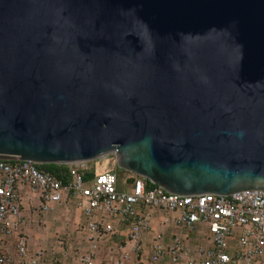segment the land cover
Segmentation results:
<instances>
[{
  "label": "water",
  "instance_id": "water-1",
  "mask_svg": "<svg viewBox=\"0 0 264 264\" xmlns=\"http://www.w3.org/2000/svg\"><path fill=\"white\" fill-rule=\"evenodd\" d=\"M108 155L179 198L264 192V0H0V161Z\"/></svg>",
  "mask_w": 264,
  "mask_h": 264
},
{
  "label": "built area",
  "instance_id": "built-area-1",
  "mask_svg": "<svg viewBox=\"0 0 264 264\" xmlns=\"http://www.w3.org/2000/svg\"><path fill=\"white\" fill-rule=\"evenodd\" d=\"M87 164L72 165L73 178L65 182L31 161H0V264H47L48 251L31 250L24 231L25 186L39 196L41 213L61 204L82 212L81 232L93 245L79 257L80 264H95L99 242L119 234L114 223L127 228L130 251L121 246L112 264L142 257L155 214L163 216L165 230L152 235L151 264H264V192L179 198L159 187L148 189L147 180L134 174L121 181L117 171L98 172ZM88 174L94 176L86 181ZM194 233L202 243L191 249L188 241Z\"/></svg>",
  "mask_w": 264,
  "mask_h": 264
},
{
  "label": "rangeland",
  "instance_id": "rangeland-1",
  "mask_svg": "<svg viewBox=\"0 0 264 264\" xmlns=\"http://www.w3.org/2000/svg\"><path fill=\"white\" fill-rule=\"evenodd\" d=\"M87 166L92 169L102 172L104 170H117L115 155H108L98 159L95 162L88 163ZM129 173H121V181L130 176ZM121 190H125V185L121 183ZM53 214V213H51ZM47 215H50L49 213ZM30 219L25 218L24 231L32 241L33 232L34 238L40 237L43 234L49 237L50 242L47 246L39 244L36 247H31V250L36 251L40 248L47 250L49 253V263L47 264H78L75 259L80 247H86L87 240L78 234L80 227L83 226V216L74 208L72 204L62 206L57 213L46 216L42 213L34 215ZM84 234V233H83ZM191 249L202 243L200 234L194 233L189 236ZM33 242V241H32ZM127 242V230H121L110 241L101 245L97 256L96 264H112V258L120 246ZM62 243V246L60 244ZM13 252H14V248ZM116 251V252H115Z\"/></svg>",
  "mask_w": 264,
  "mask_h": 264
},
{
  "label": "crops",
  "instance_id": "crops-1",
  "mask_svg": "<svg viewBox=\"0 0 264 264\" xmlns=\"http://www.w3.org/2000/svg\"><path fill=\"white\" fill-rule=\"evenodd\" d=\"M22 194H23V202H22L23 218H24V223H25V218L26 219L28 218L31 221H33L32 218L34 217V215L38 214V212L41 213L39 211L40 198H39V196L37 194H35L34 192H32L26 186L22 188ZM65 205H68V204L58 205V206L55 207V209L53 211L48 212V213L50 215H53L54 213H57L62 206H65ZM76 210L83 216V214H82V212L80 210H78V209H76ZM48 213H42V214H44L46 216V218H47V217L50 216V215H47ZM51 213H53V214H51ZM83 219H84V217H83ZM162 221H163V216L161 214H155V218H154L153 224H152L153 232L146 234L145 237H144V251H143L142 257L141 256L133 255L128 264H151L150 263V260H149V257H150V255L152 253V240H151V238H152V235L153 234L159 233V232L165 230V228H164V226L162 224ZM114 226L119 230V232L121 230H125V229L127 230V228L123 227L119 223H114ZM169 228H171V229H169L170 232L176 230L175 228H172V227H169ZM78 234L81 235L83 238H86V240H87L85 242V243H87V246L84 247V248L83 247H80L79 252L76 254V257H75V259H77V261H78L77 263L80 264L79 263V260H78L79 257L82 256L83 254L87 253V251L92 247L93 242L90 239L89 235H87L85 233L83 234L81 232V228H80V231L78 232ZM31 235H32V241L33 242L30 240V238L28 236V241H29L30 247H33L34 248V247L38 246L39 244H41V246H47L49 244V242H50L49 237H46V235H44V234L42 236L36 237V238H34L33 232L31 233ZM112 238L106 239V240H104L102 242H99V248H98L97 253H96L95 264L97 262V256H98V253L100 251L101 245L103 243H105V242L110 241ZM48 240H49V242H48ZM11 242H14L13 239H11ZM188 242L190 244L191 240L188 241ZM60 246H61V244H60ZM123 247H125V249L127 251H130V246L128 245V242H126V244L123 245ZM12 248H14V247H10L9 248V250H11V252H13V249ZM118 249H120V248H118ZM118 253H119V251L117 250V253H115L114 256L117 255ZM49 260H50L49 259V253L47 252L46 263H49L50 262Z\"/></svg>",
  "mask_w": 264,
  "mask_h": 264
},
{
  "label": "trees",
  "instance_id": "trees-1",
  "mask_svg": "<svg viewBox=\"0 0 264 264\" xmlns=\"http://www.w3.org/2000/svg\"><path fill=\"white\" fill-rule=\"evenodd\" d=\"M39 169L45 172H48L50 174H52L53 176H55L56 178L63 180L65 182H68L70 180H72L73 178V171H74V166H70V165H54V164H50V165H38ZM117 173L119 174V177L121 175V173H126L122 170H120L119 168H117ZM94 175L92 174H88V176H86L87 178L85 179L86 181H88L89 179H92ZM147 184V188H155L156 186L152 183H150L149 181H146Z\"/></svg>",
  "mask_w": 264,
  "mask_h": 264
}]
</instances>
